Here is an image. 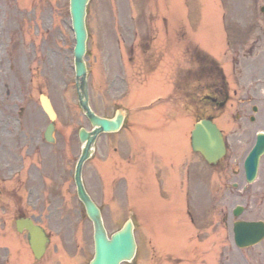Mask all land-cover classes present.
Segmentation results:
<instances>
[{
  "label": "rangeland",
  "instance_id": "obj_1",
  "mask_svg": "<svg viewBox=\"0 0 264 264\" xmlns=\"http://www.w3.org/2000/svg\"><path fill=\"white\" fill-rule=\"evenodd\" d=\"M215 1L91 0L87 7L85 60L90 106L102 117L112 116L117 107L127 110L128 115L138 111L130 118L134 125L132 129L129 130L130 125L126 123L125 131L98 138L95 156L84 167L86 189L101 210L108 234L111 235L127 219L133 218L137 250L133 262L125 264H245L255 256L254 249L238 250L232 243L230 212L235 205L244 206L245 198L237 197V193L230 190L232 181L227 188L226 180H220L218 170L207 167L197 155H185L184 188L178 192L185 196L186 214H181L178 198L161 199L157 194L149 196L147 187H135L137 168L130 161H122L119 155L112 159L111 153L105 151L111 150L118 141L115 147L122 146L130 137H139L144 133L141 131L145 128L140 126L149 115L140 114V108H150L162 94L171 92L172 84L177 88L174 82H178V75L182 77L188 63L183 61V49L187 54L195 40L201 48L215 56L220 55L221 48L226 49L225 52L223 50L224 58L222 55L218 58L224 69L232 73L230 90L245 94V60H241L238 67L231 65V48L237 43L242 46L245 32L251 26L263 27L261 7L264 0H219L217 4ZM163 19H182V22L186 19L187 24L176 25L179 28L192 25L189 29L191 34L187 33L186 37H182L180 29L173 34L174 38L184 41V46L164 29L162 24L168 25L166 22L161 24ZM220 19L226 32L222 47ZM150 28L153 29V40L147 34ZM147 35L146 45L152 44L151 50L155 55L149 62V68H144L141 64L146 57L141 56L140 46L146 47L142 41ZM73 46L68 0H0V85L6 83L9 89L14 86L15 90L26 94L40 89L48 95L57 114V144H68L75 159L78 152L77 131L80 127L89 130L90 125L77 104L72 68ZM130 47L131 53L128 52ZM228 48L231 50L228 51ZM177 52L178 55L175 54ZM1 89L0 95L5 96ZM235 100L218 115L215 123L223 129L229 144L238 146L237 151L228 155H234L233 166L230 167L236 175L232 177L233 182L243 185L245 132L240 136L234 135V131L240 124L245 127V119L236 121L234 116L236 113L245 115V103ZM172 110L171 106L169 111ZM185 118V140L188 144L194 120L188 115ZM41 123L44 129L48 123L44 114H41ZM162 132L164 130L158 133ZM166 143L177 149V135L167 137ZM125 149L126 144L120 151L125 153ZM70 164L73 162L68 168ZM115 181L117 188L114 189ZM141 184L146 185V182ZM62 191L67 212L72 207L74 223L79 211L82 217L78 221V230L73 232L76 243L70 237L71 231L65 234V239L71 243L72 263L87 264L93 254L92 225L76 200L70 180L63 185ZM246 216L244 210L240 218L245 220ZM213 242L216 245L211 248ZM177 260L182 262H174Z\"/></svg>",
  "mask_w": 264,
  "mask_h": 264
},
{
  "label": "flooded vegetation",
  "instance_id": "obj_2",
  "mask_svg": "<svg viewBox=\"0 0 264 264\" xmlns=\"http://www.w3.org/2000/svg\"><path fill=\"white\" fill-rule=\"evenodd\" d=\"M214 76L221 79L219 74ZM224 83L204 85L195 96L198 108L210 113L206 117L212 118L215 111L231 102ZM8 94L0 96V248L5 253L0 255V264L11 260L29 264L21 254L24 247H29L32 233L43 231L49 241L48 232L62 239L69 225L63 223L64 208L55 207L53 201L58 194L53 191L57 149L43 138L40 105L33 96L10 99ZM261 133L264 134V30L252 39L251 47L245 48V158ZM245 212L254 215L245 221L264 222V152L255 180L251 184L245 181ZM62 250L63 257L68 255ZM263 253L258 252L262 259Z\"/></svg>",
  "mask_w": 264,
  "mask_h": 264
},
{
  "label": "water",
  "instance_id": "obj_3",
  "mask_svg": "<svg viewBox=\"0 0 264 264\" xmlns=\"http://www.w3.org/2000/svg\"><path fill=\"white\" fill-rule=\"evenodd\" d=\"M88 2L89 0H69L71 29L75 40L73 54L77 77L76 88L78 101L84 114L93 127L90 133H87L83 129L79 132V139L81 143H84L85 145L77 164L75 181L78 189V196L83 202L86 214L93 225L94 257L90 264H120L122 262H131L135 255L136 245L133 238L132 224L130 221H127L120 231L114 233L111 235L110 239H108L107 233L103 227L100 212L84 193L80 179L81 164L92 153V146L96 136L100 132L117 131L123 120L121 112H117L112 120L99 118L91 112L88 106L85 80L86 68L83 61L87 38L84 20L86 16V5ZM42 107L49 115L50 119L53 120L54 114L48 101L44 97L42 99ZM48 130L50 131L51 127ZM191 145L193 150L200 152L209 163H215L224 154L221 135L216 127L209 121H201L195 125L194 131L192 132ZM233 235L236 246L244 248L257 243L264 236V229L262 226L257 228L253 224L237 222L233 226Z\"/></svg>",
  "mask_w": 264,
  "mask_h": 264
}]
</instances>
